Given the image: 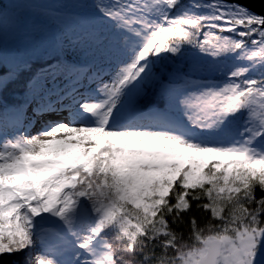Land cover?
I'll return each instance as SVG.
<instances>
[{
	"label": "snow or ice",
	"instance_id": "snow-or-ice-1",
	"mask_svg": "<svg viewBox=\"0 0 264 264\" xmlns=\"http://www.w3.org/2000/svg\"><path fill=\"white\" fill-rule=\"evenodd\" d=\"M0 264H264V11L0 0Z\"/></svg>",
	"mask_w": 264,
	"mask_h": 264
},
{
	"label": "water",
	"instance_id": "water-1",
	"mask_svg": "<svg viewBox=\"0 0 264 264\" xmlns=\"http://www.w3.org/2000/svg\"><path fill=\"white\" fill-rule=\"evenodd\" d=\"M239 2L257 13L264 11V0H239Z\"/></svg>",
	"mask_w": 264,
	"mask_h": 264
},
{
	"label": "trees",
	"instance_id": "trees-1",
	"mask_svg": "<svg viewBox=\"0 0 264 264\" xmlns=\"http://www.w3.org/2000/svg\"><path fill=\"white\" fill-rule=\"evenodd\" d=\"M3 259H6L7 260V259H12V258L11 257H4Z\"/></svg>",
	"mask_w": 264,
	"mask_h": 264
},
{
	"label": "bare ground",
	"instance_id": "bare-ground-1",
	"mask_svg": "<svg viewBox=\"0 0 264 264\" xmlns=\"http://www.w3.org/2000/svg\"><path fill=\"white\" fill-rule=\"evenodd\" d=\"M40 129L38 128L37 131H39Z\"/></svg>",
	"mask_w": 264,
	"mask_h": 264
}]
</instances>
